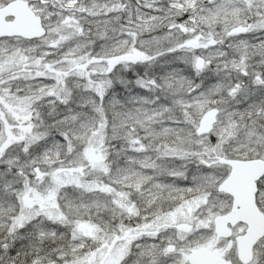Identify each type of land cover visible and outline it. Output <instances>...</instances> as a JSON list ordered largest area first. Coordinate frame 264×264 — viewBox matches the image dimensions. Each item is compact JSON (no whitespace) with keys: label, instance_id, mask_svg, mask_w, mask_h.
Wrapping results in <instances>:
<instances>
[{"label":"snow or ice","instance_id":"snow-or-ice-1","mask_svg":"<svg viewBox=\"0 0 264 264\" xmlns=\"http://www.w3.org/2000/svg\"><path fill=\"white\" fill-rule=\"evenodd\" d=\"M0 264H264V0H0Z\"/></svg>","mask_w":264,"mask_h":264}]
</instances>
